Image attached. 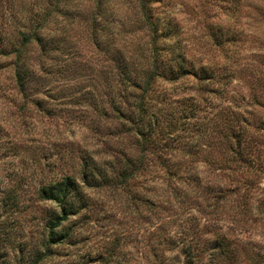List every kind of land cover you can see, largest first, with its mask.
Wrapping results in <instances>:
<instances>
[{"label": "trees", "instance_id": "16d2710c", "mask_svg": "<svg viewBox=\"0 0 264 264\" xmlns=\"http://www.w3.org/2000/svg\"><path fill=\"white\" fill-rule=\"evenodd\" d=\"M32 16L0 31V58L9 59L25 105L42 110L44 94L30 86L40 65L27 50H41L42 38ZM157 31L107 66L91 146H76L65 160L61 153L56 172L36 180L31 208L0 180V264H229L236 257L239 241L218 220L230 211L240 221L264 206V61L249 69L202 64ZM90 190L124 194L135 219L152 222L153 258L130 257L120 237L88 245Z\"/></svg>", "mask_w": 264, "mask_h": 264}, {"label": "rangeland", "instance_id": "374dc122", "mask_svg": "<svg viewBox=\"0 0 264 264\" xmlns=\"http://www.w3.org/2000/svg\"><path fill=\"white\" fill-rule=\"evenodd\" d=\"M26 13L42 33L41 50H27L28 59L40 65L30 86L44 94L42 110L25 105L14 89L9 59L1 57L0 180L28 199L36 180L56 172L61 153L65 160L76 146H91V120L103 117L95 110L107 66L116 65L124 50L144 45L153 27L178 39L202 64L236 62L249 69L264 61V0H0V31L20 26ZM90 196L92 249L104 237H120L130 257L153 258L154 226L135 219L124 194L90 190ZM26 204L31 208L33 202ZM21 218L27 226L30 216ZM218 221L239 241L229 264H264V206H252L240 221L230 211Z\"/></svg>", "mask_w": 264, "mask_h": 264}]
</instances>
